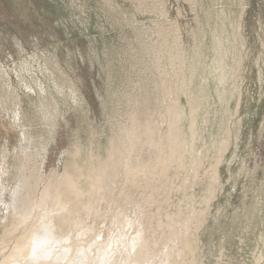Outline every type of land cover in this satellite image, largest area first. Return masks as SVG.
<instances>
[{"label":"rangeland","instance_id":"1","mask_svg":"<svg viewBox=\"0 0 264 264\" xmlns=\"http://www.w3.org/2000/svg\"><path fill=\"white\" fill-rule=\"evenodd\" d=\"M83 261L264 264V0H0V264Z\"/></svg>","mask_w":264,"mask_h":264},{"label":"bare ground","instance_id":"2","mask_svg":"<svg viewBox=\"0 0 264 264\" xmlns=\"http://www.w3.org/2000/svg\"><path fill=\"white\" fill-rule=\"evenodd\" d=\"M175 123H177V122H175ZM193 124H194V123H193ZM194 127H195V126H194ZM176 130H177V128H176ZM173 131H174V130H173ZM173 131H172V132H173ZM174 133H175V132H174ZM172 136H173V134H172ZM167 138H168V137H167ZM172 138H173V137H172ZM172 138H170V139H172ZM173 139H174V138H173ZM179 139H180V138H179ZM175 140H177V138H176ZM168 142H169V141H168ZM179 142L182 143L181 141H179ZM179 142H178V144H180ZM166 143H167V141H166ZM223 144H224V143H223ZM173 145H175V144H173ZM174 147H175V146H174ZM178 147H179V146H178ZM159 149H160V148H159ZM165 150H168V149H165ZM163 151H164V150H163ZM163 151H162V152H163ZM159 152H160V150H159ZM165 152H166V151H164V153H165ZM175 152H177V150H175L174 153H175ZM224 152H225V151H224ZM169 153H170V152H169ZM167 154H168V153H167ZM159 155H160V154H159ZM170 155H172V154H170ZM164 156H165V154H164ZM179 157H181V156H179ZM162 158H163V157H162ZM176 159H177V158H176ZM168 160H169V159H168ZM164 161H165V160H164ZM180 161H181V160H180ZM110 163H111V162H110ZM112 163H114V162H112ZM108 164H109V163H108ZM159 164H160V163H159ZM159 164H158V165H159ZM109 166H110V165H109ZM168 166H169V165H168ZM28 167H29V166H28ZM110 167H111V166H110ZM129 168H130V167H129ZM132 168H133V167H132ZM33 171H34V170H33ZM71 178H72V177H71ZM22 179H23V178H22ZM26 181H27V180H26ZM79 183H80V182H79ZM36 184H37V183H36ZM23 186H24V185H23ZM50 186H51V185H50ZM43 197H44V196H43ZM53 202H54V201H53ZM48 204H49V203H48ZM52 204H53V203H52ZM53 205H54V204H53ZM55 205H56V204H55ZM44 206H48V205H45V204H44ZM49 206H51V204H49ZM57 206H58V205H57ZM57 206H56V207H57ZM59 208H60V207H59ZM61 209H64V208H61ZM66 209H67V208H66ZM50 210H51V209H50ZM55 210H56V209H55ZM59 211L61 212V210H59ZM63 211H64V210H63ZM48 212H49V211H48ZM48 212H47V213H48ZM55 212H56V211H55ZM51 213H52V212H51ZM53 213H54V212H53ZM57 213L59 214V212H57ZM68 213H69V212H68ZM49 214H50V213H49ZM49 214H48V215H49ZM54 215H55V213H54ZM65 215H66V214H65ZM43 216H44V215H43ZM52 216H53V214H52ZM45 217H46V215H45ZM57 217H58V216H57ZM47 218H48V216H47ZM47 218H46V219H47ZM120 219H121V218H120ZM50 220H51V219H50ZM45 221H48V220H44V222H45ZM53 221H54V219H53ZM120 222H121V221H120ZM120 222H119V223H120ZM46 223H47V222H46ZM49 223H50V222H49ZM125 223H126V222H125ZM125 223H124V224H125ZM33 224H34V223H33ZM41 224H42V223H41ZM41 224H40V225H41ZM122 224H123V223H122ZM45 225H47V224H45ZM41 226H44V224H42ZM52 226H53V225H52ZM52 226H50V230H51V232H52V230H55V228L52 229ZM54 227H55V226H54ZM118 227H119V226H118ZM125 227H126V226H125ZM38 228H39V227H38ZM47 228H48V227H47ZM117 229H118V228H117ZM123 229H125V228H123ZM123 229H122V230H123ZM35 230H36V229H35ZM50 230H49V231H50ZM122 230H118V231H120V234H121V231H122ZM33 231H34V230H33ZM37 231H38V230H37ZM46 231H47V230H46ZM44 232H45V231H44ZM55 232H56V231H55ZM122 232H123V231H122ZM125 232H127V231L125 230ZM35 233H36V232H35ZM35 233H34V234H35ZM38 233H39V232H38ZM47 233H49V232L47 231ZM41 234H42V233H41ZM120 234H119V235H120ZM123 234H124V233H123ZM123 234H122V236L124 237ZM46 235H47V234H46ZM46 235H45V237H46ZM49 235H50V234H49ZM60 235H61V234H60ZM64 236H65V235H64ZM64 236H63V237H64ZM50 237H51V236H50ZM58 237H60V236H58ZM37 238H38V237H37ZM56 238H57V237H55V239H56ZM66 238H67V237H66ZM115 238H116V237H115ZM127 238H128V237H127ZM52 239H53V238H52ZM61 239H62V238H61ZM107 239H108V238H107ZM113 239H114V237H113ZM35 240H36V239H35ZM50 240H51V239H50ZM62 240H63V239H62ZM64 240H68V238H67V239L64 238ZM122 240H123V238H122ZM122 240H120V242H121ZM126 240H127V239H126ZM68 241H70V240H68ZM105 241H106V240H105ZM132 241H133V240H132ZM135 241H136V240H135ZM51 242L53 243V240H52ZM62 242H63V241H62ZM122 242H123V241H122ZM36 243H38V242L35 241V244H36ZM52 243H51V244H52ZM65 243H66V242H65ZM68 243L74 245V243H70V242H68ZM100 243H101V242H99V245H100ZM109 243H110V242H109ZM123 243H124V242H123ZM127 243H129V242L126 241V243H124V244L127 245ZM47 244H48V243H47ZM51 244H50V245H51ZM60 244H61V242H60ZM103 244H104V242H103ZM103 244H102V245H103ZM115 244H117V240H116ZM115 244L112 243V244L110 245L109 249H107L106 251L104 250L105 248H102L103 246H102V247L100 246V250H99L98 254H99V255L101 254L102 257H103V256H106V255H109V256H110L111 252L114 250L112 245H115ZM140 244H141V243H140ZM48 245H49V244H48ZM48 245H47V246H48ZM62 245H63V243H62ZM117 245H118V244H117ZM120 245H121V244H120ZM130 245H131V243H130ZM24 246H25V245H24ZM60 246H61V245H60ZM64 246H65V245H64ZM64 246H63V248H65ZM131 246H132V245H131ZM131 246H130V247H131ZM133 246H134V245H133ZM42 247H43V246L40 247V246H38V245H35V250H37V252H35L34 256H32V255L29 256V255H28L29 258H30V257H31V258H30V259L28 258L26 261L23 259V262H29V261H31V260H32V261H33V260L36 261V260H40V259H42V258L48 256V254H49V252H47L48 250L45 251L46 248H45V247L42 248ZM56 247H57V246H56ZM66 247H67V246H66ZM70 247H71V245H70ZM70 247H69V248H70ZM91 247H92V246H91ZM118 247H119V246H118ZM118 247H117V248H118ZM127 247H128V246H127ZM127 247H126V249H127ZM134 247H135V246H134ZM29 248H30V247H29ZM54 248H55V247H54ZM59 248H60V247H59ZM67 248H68V247H67ZM72 248H73V247H72ZM132 248H133V247H132ZM136 248H137V247H136ZM149 248H150V247H149ZM15 249H16V248H15ZM42 249H43V250H42ZM65 249H66V248H65ZM92 249H93V247H92ZM92 249H90V251H91ZM112 249H113V250H112ZM133 249H134V248H133ZM20 250H21V249H20ZM39 250L42 251V252L40 253ZM67 250H68V249H67ZM70 250H71V248H70ZM70 250H69V252H71ZM73 250H76V249H73ZM82 250H83V249H82ZM85 250H86V248H85ZM127 250L129 251V249H127ZM127 250H126V251H127ZM131 250H132V249H131ZM152 250H153V249H152ZM57 251H58V250H57ZM79 251H80V250H79ZM79 251H78L77 253L80 255ZM83 251H84V250H83ZM148 251H149V250H148ZM29 252H30V251H29ZM29 252H28V254H29ZM32 252H33V251H32ZM54 252H55V251H54ZM81 252H82V251H81ZM84 252H86V251H84ZM92 252H93V250H92ZM116 252H117V251H116ZM116 252H115V253H116ZM57 253H58V252H57ZM74 253H75V252H74ZM86 253H87V252H86ZM94 254H96V253H94ZM94 254H93V255H94ZM122 254H123V253H122ZM66 255H69V253L66 254ZM79 255H78V256H79ZM93 255H91V258L89 257V259L92 260V259H93V258H92ZM124 255H125V254H124ZM50 256H51V255H50ZM53 256H55V255H53ZM71 256H73V255H71ZM85 256H86V255H85ZM111 256H112V255H111ZM113 256H114V253H113ZM147 256H148V254H147ZM9 257H10V256H9ZM11 257H12V256H11ZM32 257H33V258H32ZM69 257H70V255H69ZM81 257H82V256H81ZM87 257H88V255H87ZM115 257H116V256H115ZM67 258H68V257H67ZM70 258H71V257H70ZM74 258H75V257H74ZM108 258H109V257H108ZM122 258H123V256H122ZM160 258H161V257H160ZM56 259H58V258H56ZM56 259H55V260H56ZM96 259H97V257H96ZM148 259H149V258H148ZM7 260H8V258H7ZM7 260H6V261H7ZM21 260H22V259H21ZM49 260H50V259H49ZM60 260H61V259H60ZM94 260H95V256H94ZM94 260H93V262H94ZM135 260H136V259H135ZM143 260H144V259H143ZM149 260H150V259H149ZM160 260H161V259H160ZM18 261H19V260H18ZM44 261H46V259H45ZM50 261H51V260H50ZM57 261H59V259L56 260V262H57ZM63 261H64V260H63ZM63 261H61V262L63 263ZM65 261H66V260H65ZM77 261H78V260H77ZM102 261H103V260H102ZM110 261H111V259H110ZM119 261H121V260H119ZM119 261H118V262H119ZM145 261H147V260H145ZM4 262H5V261H4ZM21 262H22V261H21ZM41 262H42V261H41ZM86 262H87V260H86ZM118 262H117V264H118ZM143 262H144V261H143ZM152 262H153V260H152ZM159 262H160V261H159ZM8 263H9V261H8ZM44 263H45V262H44ZM54 263H55V262H54ZM59 263H60V262H59ZM62 263H61V264H62ZM64 263H65V262H64ZM66 263H69V262L66 261ZM66 263H65V264H66ZM75 263H76V262H75ZM91 263H92V262H91ZM119 263H120V262H119ZM147 263H148V262H147ZM149 263L151 264V262H149ZM3 264H4V263H3ZM16 264H17V263H16ZM56 264H57V263H56ZM83 264H87V263H85V261H83ZM89 264H90V263H89ZM92 264H94V263H92ZM106 264H107V262H106ZM108 264H109V261H108ZM145 264H146V262H145ZM152 264H153V263H152ZM154 264H155V263H154ZM161 264H162V263H161Z\"/></svg>","mask_w":264,"mask_h":264}]
</instances>
